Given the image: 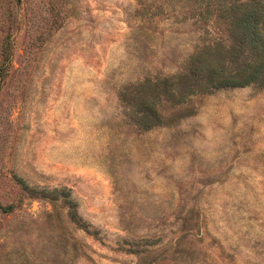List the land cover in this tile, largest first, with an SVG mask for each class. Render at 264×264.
Wrapping results in <instances>:
<instances>
[{"label":"rangeland","instance_id":"374dc122","mask_svg":"<svg viewBox=\"0 0 264 264\" xmlns=\"http://www.w3.org/2000/svg\"><path fill=\"white\" fill-rule=\"evenodd\" d=\"M232 24L229 0H0V264H264V81L163 90L218 71Z\"/></svg>","mask_w":264,"mask_h":264},{"label":"trees","instance_id":"16d2710c","mask_svg":"<svg viewBox=\"0 0 264 264\" xmlns=\"http://www.w3.org/2000/svg\"><path fill=\"white\" fill-rule=\"evenodd\" d=\"M229 4L232 44L227 49L220 47L219 70H206L199 65V59L188 74L177 77L176 83L165 80L164 91L170 92L174 85L182 84L193 88V93L264 81V0H229Z\"/></svg>","mask_w":264,"mask_h":264}]
</instances>
